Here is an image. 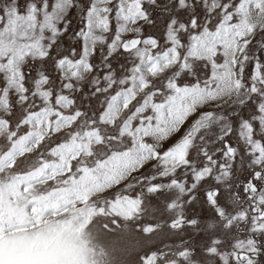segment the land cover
Masks as SVG:
<instances>
[{
	"label": "snow or ice",
	"instance_id": "6c2138e0",
	"mask_svg": "<svg viewBox=\"0 0 264 264\" xmlns=\"http://www.w3.org/2000/svg\"><path fill=\"white\" fill-rule=\"evenodd\" d=\"M165 192L203 238L140 264H264V0L0 3V264H97Z\"/></svg>",
	"mask_w": 264,
	"mask_h": 264
},
{
	"label": "rangeland",
	"instance_id": "374dc122",
	"mask_svg": "<svg viewBox=\"0 0 264 264\" xmlns=\"http://www.w3.org/2000/svg\"><path fill=\"white\" fill-rule=\"evenodd\" d=\"M3 2L5 0H0V3ZM118 191H124L123 185L105 193L104 198H114L115 192ZM172 199H175V195L169 192L146 196L141 213L132 221L115 218L118 224H113L112 217H96L86 233V239L96 251L97 264H140V257L149 249H171L178 246L182 238L199 242L203 238L202 235L197 236L191 230L177 233L170 229L169 223L174 217L167 205ZM185 214L189 217L194 215L191 209L186 210ZM198 215L202 222L210 219L206 210ZM105 224L108 225L107 229L103 227ZM147 224L156 225V230L149 236L137 230ZM125 230L129 235L114 249L109 242L124 236Z\"/></svg>",
	"mask_w": 264,
	"mask_h": 264
}]
</instances>
